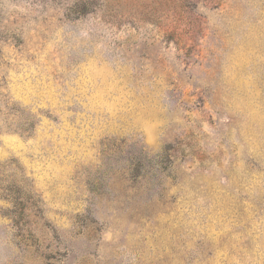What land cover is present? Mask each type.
<instances>
[{"label":"rangeland","instance_id":"obj_1","mask_svg":"<svg viewBox=\"0 0 264 264\" xmlns=\"http://www.w3.org/2000/svg\"><path fill=\"white\" fill-rule=\"evenodd\" d=\"M0 264H264V0H0Z\"/></svg>","mask_w":264,"mask_h":264}]
</instances>
